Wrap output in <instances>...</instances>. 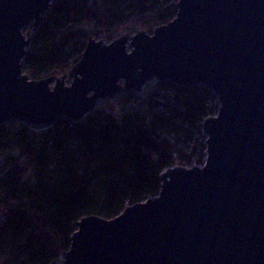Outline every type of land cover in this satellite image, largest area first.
Listing matches in <instances>:
<instances>
[{
  "label": "water",
  "instance_id": "obj_1",
  "mask_svg": "<svg viewBox=\"0 0 264 264\" xmlns=\"http://www.w3.org/2000/svg\"><path fill=\"white\" fill-rule=\"evenodd\" d=\"M61 1L0 0V128L80 123L152 81L202 85L221 107L203 123L204 167L164 170L157 197L114 219L83 217L52 264H264V0H179L152 34L90 38L68 75L31 80L23 32Z\"/></svg>",
  "mask_w": 264,
  "mask_h": 264
},
{
  "label": "trees",
  "instance_id": "obj_2",
  "mask_svg": "<svg viewBox=\"0 0 264 264\" xmlns=\"http://www.w3.org/2000/svg\"><path fill=\"white\" fill-rule=\"evenodd\" d=\"M146 1L136 17L147 31L177 15L179 0H151L144 13ZM92 2L53 6L24 59L32 80L64 75L80 61L91 37L79 25L96 22L113 34L128 17L123 0ZM216 101L203 86L162 82L145 98L143 113L124 104L118 114L98 109L83 122L61 120L46 131L0 128V264H52L70 249L83 217L114 219L157 197L164 170L192 160L202 165L201 124L218 113Z\"/></svg>",
  "mask_w": 264,
  "mask_h": 264
},
{
  "label": "rangeland",
  "instance_id": "obj_3",
  "mask_svg": "<svg viewBox=\"0 0 264 264\" xmlns=\"http://www.w3.org/2000/svg\"><path fill=\"white\" fill-rule=\"evenodd\" d=\"M100 1H104L106 2V0H100ZM119 1L121 2V0H117V4L119 3ZM151 0H147L145 5H146V9L143 11L144 13H147V11H149V8H147V6H151ZM140 3L141 0H123V8L122 11L125 12L127 14V18L125 19V21L123 22L122 25L120 26H115L113 29H115V32L113 34H111V32H109L104 26L102 25H98L96 22H91L90 21L88 23H86L85 25H79L80 29L86 30L89 34V37H96V39H103V40H107L110 39L109 36L111 37V40H117L118 38H120L122 35L128 34V35H132L138 32H146L149 34H152L153 31H147L146 29H144L143 27H141L136 15L141 12V7H140ZM108 4H111V0H108ZM85 6L88 7H92L93 6V2L92 0H88L87 4ZM50 12V11H49ZM49 12L45 15L48 16ZM90 16L87 18L89 20ZM26 33H29L31 36H33L34 32H33V27H29L25 30ZM100 37V38H98ZM87 40V38H86ZM72 69V68H71ZM69 69L64 75H60V74H54L51 75V73H48L50 75H48L47 77L50 76H56V77H63L65 75H68L69 71L71 70ZM23 72L25 74H27L24 70ZM47 75V74H46ZM46 78V77H45ZM67 85L71 84V81L67 80L66 81ZM135 95H138V92L135 93ZM134 95V96H135ZM98 109L101 110H106L107 112H111V114H118L119 106L116 104H113L111 102L110 99H108L107 101H100L99 102V106ZM185 166L188 167H193V166H199L198 163L196 162V160H192L191 164H184Z\"/></svg>",
  "mask_w": 264,
  "mask_h": 264
},
{
  "label": "built area",
  "instance_id": "obj_4",
  "mask_svg": "<svg viewBox=\"0 0 264 264\" xmlns=\"http://www.w3.org/2000/svg\"><path fill=\"white\" fill-rule=\"evenodd\" d=\"M135 34H137V33H135ZM135 34H132V35H135ZM23 35L25 36V37H27L28 36V33H26L25 31L23 32ZM30 35V34H29ZM98 38H100V37H98ZM91 39H93V40H95V41H101L102 40V42H104L105 44H107V45H109V44H111V43H113L115 40L113 39V40H111V38L110 39H107V40H103V39H96V37H92ZM90 41V39L87 41V44H88V42ZM84 52V51H83ZM83 54V53H82ZM82 57V56H81ZM28 75V74H27ZM31 78V77H30ZM32 80V79H31ZM160 82H158V81H152V82H150V83H148V84H146L143 88H142V90L141 91H138V95H136V98L135 99H133L132 101H130V102H127L126 103V101H125V97L126 96H117L116 98H114V99H111V102L113 103V104H116V105H118L119 106V108L121 107V108H123L124 107V104L127 106V109H129V108H132V110H138V111H140L141 113H143L145 110H147L148 109V106H147V104H146V102H145V98H147V97H149V95H150V93H151V91L152 90H154L156 87H157V85L159 84ZM202 86V85H201ZM204 87V86H203ZM181 88V87H180ZM205 88V87H204ZM206 89V88H205ZM208 91V90H207ZM171 93H175V91H172ZM211 93V92H210ZM135 95V94H134ZM211 95H213L216 99H217V101H216V103L215 104H217L218 105V112H219V109H220V107H221V105H220V102H219V100H218V98L214 95V94H212L211 93ZM218 114V113H217ZM216 114V115H217ZM216 115H214V116H210V117H215ZM206 120V119H205ZM204 120V121H205ZM203 123L204 122H202V124H201V132H202V136L205 138V140H204V143H205V145H206V141H207V138L203 135ZM19 124H21V123H13V124H6V125H4L3 127H8V126H14L15 128L17 127H19ZM204 154H205V158H204V163L202 164V165H199V166H193V167H200V168H202V167H204V165H205V162H206V159H207V154H206V150L204 151ZM197 162V161H196ZM3 164V162L1 161L0 162V165H2ZM176 166H181V167H184V168H188V169H191V168H193L192 166L191 167H188V166H185V165H183V164H181V165H176ZM175 167V166H174ZM4 214H5V211L4 210H0V222H2V221H4Z\"/></svg>",
  "mask_w": 264,
  "mask_h": 264
}]
</instances>
